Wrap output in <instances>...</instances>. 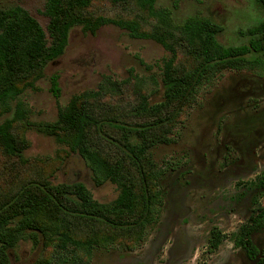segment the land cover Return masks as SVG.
I'll use <instances>...</instances> for the list:
<instances>
[{
	"label": "trees",
	"instance_id": "1",
	"mask_svg": "<svg viewBox=\"0 0 264 264\" xmlns=\"http://www.w3.org/2000/svg\"><path fill=\"white\" fill-rule=\"evenodd\" d=\"M172 2L167 7L159 6V0H45L46 29L19 5L0 10V162L27 166L30 142L24 131L34 129L78 154L96 187L110 183L118 190L116 199L102 203L83 183L53 184L47 178L4 182L0 264H12L11 251L26 241L41 248L34 264H87L96 249H134L159 221L164 206L161 181L169 170L155 161L152 150L174 142L186 109L223 72L256 69L263 75L264 19L250 29L248 44L226 46L218 39L220 24L201 14L181 20L176 16L180 0ZM255 3L264 11V0ZM107 26L133 39L154 41L169 53L160 67L162 102L151 105L142 89L125 102L123 97H132V80L107 78L97 90L76 94L59 106L55 121H30L22 96L36 89L47 67L65 54L71 32L80 27L95 35ZM51 81L58 100L59 76ZM4 176L0 166V181ZM258 180L264 189V174ZM262 230L260 205L233 236L235 246L258 264L264 259L253 237ZM226 239L213 228L210 251Z\"/></svg>",
	"mask_w": 264,
	"mask_h": 264
},
{
	"label": "rangeland",
	"instance_id": "2",
	"mask_svg": "<svg viewBox=\"0 0 264 264\" xmlns=\"http://www.w3.org/2000/svg\"><path fill=\"white\" fill-rule=\"evenodd\" d=\"M172 3L159 0V6ZM16 5L46 29L45 0H0V10ZM196 14L222 26L218 39L226 46L248 44L250 29L264 19L255 0H180L177 18ZM169 56L158 43L133 39L115 26L104 27L95 35L78 27L70 34L65 54L47 67L45 78L21 101L29 110L30 121L53 122L59 106L67 105L76 94L97 90L110 78L132 80V97H123L125 102L134 99L133 91L142 89L151 105L159 104L164 95L160 67ZM256 72L225 71L198 94L181 117L174 142L152 150L155 161L169 170L161 181L164 206L159 221L134 249L122 245L96 249L87 264H258L233 240L251 211L264 206V189L258 180L264 173V71L263 75ZM54 75L59 76L58 100L51 91ZM152 76L157 83L151 82ZM24 135L30 142L25 153L29 164L23 168L12 161L0 162L5 175L0 185L11 179L47 178L53 184L83 183L102 203L116 199V186L96 187L90 168L78 154L34 129L25 130ZM215 227L227 239L210 251ZM253 239L264 259V230ZM40 253V247L26 241L10 257L12 264H34Z\"/></svg>",
	"mask_w": 264,
	"mask_h": 264
},
{
	"label": "flooded vegetation",
	"instance_id": "3",
	"mask_svg": "<svg viewBox=\"0 0 264 264\" xmlns=\"http://www.w3.org/2000/svg\"><path fill=\"white\" fill-rule=\"evenodd\" d=\"M264 174V173H263ZM262 175V174H261ZM253 211V210H252ZM252 211H251V213H252ZM251 215V214H250ZM250 217V216H249ZM249 219V218H248Z\"/></svg>",
	"mask_w": 264,
	"mask_h": 264
}]
</instances>
